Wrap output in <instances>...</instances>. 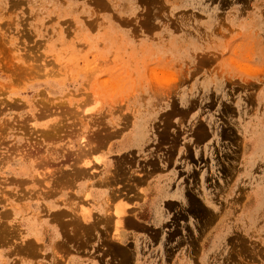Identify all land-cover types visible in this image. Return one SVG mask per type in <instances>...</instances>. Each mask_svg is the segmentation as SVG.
<instances>
[{"label": "rangeland", "instance_id": "rangeland-1", "mask_svg": "<svg viewBox=\"0 0 264 264\" xmlns=\"http://www.w3.org/2000/svg\"><path fill=\"white\" fill-rule=\"evenodd\" d=\"M29 162L47 182L21 175ZM146 165L198 212L189 228L162 200L150 226L164 239L143 246L177 264H264V0H0V217L9 202L21 216L0 219V262L28 264L46 200L76 225Z\"/></svg>", "mask_w": 264, "mask_h": 264}, {"label": "crops", "instance_id": "crops-1", "mask_svg": "<svg viewBox=\"0 0 264 264\" xmlns=\"http://www.w3.org/2000/svg\"><path fill=\"white\" fill-rule=\"evenodd\" d=\"M154 169L156 168L146 165L140 171L131 173L127 178L129 181L123 188L124 190L110 188L108 195L111 201L107 206L100 204L96 198L90 200L86 207L92 209L93 215L87 220H84L83 216L80 218L75 215L76 217L72 220L76 225L69 221L72 215L63 217L62 222L56 221L57 219L55 220L54 216L49 214L46 207L49 204H54L56 207L50 210L51 212L64 211L63 202L60 203L61 201L56 199L46 200L43 205L46 214H36L34 218H30L33 223L30 227V237L36 241V248L34 254L30 255L28 264H156L159 257H167L168 262L177 264L176 254L168 253L166 249L156 248L157 244L153 249L146 248L143 246L144 240L159 242L164 239V231L158 228L153 229L150 226L157 219L158 208L163 205L162 200L165 202L163 206L169 209L165 213L166 217L168 214L169 217L172 215L174 208L180 209V216L185 217L189 228L191 224L195 227L198 212L196 194L190 188L186 192H176L174 189L169 192L161 191L159 187L161 176ZM82 188L83 191L89 189L86 186H82ZM106 191L104 190L101 195H105ZM91 192L94 195V191ZM173 195H182L185 197L184 201L179 197L174 198ZM110 203L112 204L109 205ZM58 207L61 208L58 209ZM121 208H124L125 214L119 218L116 212ZM67 220L68 222H65ZM92 222H95L94 228L88 234L90 236L88 239L81 238L80 232L71 233V230L75 231V226L81 225L77 228L84 229L86 226L90 227ZM118 223L122 226L117 228ZM69 234L84 241L93 239L104 241L105 244L102 245V251H100V247L96 250V246H88L83 249L74 248L73 245H68ZM39 240H44V247L40 246L42 243ZM93 251H97V253L94 254ZM178 255L180 256V254ZM12 257L15 258V256ZM16 259L18 258L16 257Z\"/></svg>", "mask_w": 264, "mask_h": 264}, {"label": "bare ground", "instance_id": "bare-ground-1", "mask_svg": "<svg viewBox=\"0 0 264 264\" xmlns=\"http://www.w3.org/2000/svg\"><path fill=\"white\" fill-rule=\"evenodd\" d=\"M60 125V124H59ZM58 124H54V125H52L51 124V126L50 125H46L44 128L46 129V133L48 134V133H53V134H57L56 132H57V130L60 128V126H59ZM46 133H45V135H46ZM49 134V135H50ZM48 135V136H49ZM47 136V135H46ZM51 136V135H50ZM81 153H82V150H81ZM26 156V155H25ZM74 157V156H73ZM24 158H26V157H24ZM82 157L79 155V153H76V156H75V158H74V163H73V165L74 164H76V163H79V162H81V161H79L78 162V160H80ZM25 160V159H24ZM82 160V159H81ZM32 164V163H31ZM85 164L86 165H89L90 163L89 162H85ZM77 165V164H76ZM29 166H30V162H29ZM74 168L75 167H73L72 166V170H74ZM21 170H23V169H21ZM75 170H76V172H75V175H78L79 177H83V178H85V169H78V168H75ZM20 171V170H19ZM21 175L22 176H27L28 177V179L29 180H31V181H33V182H35V179L36 178H39V177H41V178H43L45 181L47 180V179H45L44 178V176H45V173L44 174H36V173H34V171H33V169L31 168V166L30 167H26L25 168V170L21 173ZM72 175H74L73 173H72ZM58 176V175H57ZM61 176V175H60ZM77 176V177H78ZM87 176V175H86ZM56 178V176L53 178V179H55ZM27 179V180H28ZM52 179V180H53ZM57 179V178H56ZM40 180V179H39ZM52 180H50V181H52ZM63 180V179H62ZM100 180V179H99ZM19 181H21V180H19ZM23 181L24 180H22L21 182L23 183ZM64 181H65V179H64ZM47 182V181H46ZM21 183V184H22ZM48 183H49V181H48ZM20 184V183H19ZM28 184H29V182H28ZM51 184V183H50ZM27 185V184H26ZM42 185V184H41ZM44 185V184H43ZM42 185V186H43ZM31 191V190H30ZM29 191V192H30ZM5 193H7V192H5ZM31 193V192H30ZM5 195H7V194H5ZM29 195V194H28ZM7 197H8V195H7ZM6 201H9V199L7 198V199H5ZM5 206V210L3 211V213H2V217H0V219L2 218V221H4V218H7V219H10V218H13L14 220L15 219H19V217L21 218V216H20V210H19V208L17 209L15 206V204L14 203H12V202H9V203H7V204H5L4 205ZM53 216H54V218L55 219H58L59 218V216H62L61 215V213H55V214H53ZM17 217V218H16ZM1 221V220H0ZM3 223V222H2ZM93 224H91L90 223V225H94V223L95 222H92ZM30 226H32L31 224H30V220H29V227ZM6 233V232H5ZM0 234H3V233H1L0 232ZM12 237H13V235H12V233H10L9 234V237L8 238H11L12 239ZM30 242L31 241H27L23 246H22V248H26V251H27V248H28V253L31 251V249H32V244H30ZM16 247V246H15ZM21 248V249H22ZM23 250V249H22ZM0 264H3L2 263V261L0 262Z\"/></svg>", "mask_w": 264, "mask_h": 264}]
</instances>
